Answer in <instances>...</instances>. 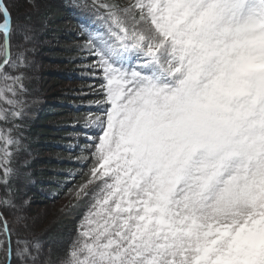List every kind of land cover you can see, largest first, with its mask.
Wrapping results in <instances>:
<instances>
[{"label": "snow or ice", "instance_id": "snow-or-ice-1", "mask_svg": "<svg viewBox=\"0 0 264 264\" xmlns=\"http://www.w3.org/2000/svg\"><path fill=\"white\" fill-rule=\"evenodd\" d=\"M92 6L103 12L87 43L104 101L90 178L65 207L92 203L61 264H264V0ZM31 32L30 16L14 19L0 0V102L12 108L0 107V122L23 115L24 76L12 73L27 65ZM19 148L0 128L9 193ZM3 208H16L11 195ZM0 253L41 264L42 246L0 211Z\"/></svg>", "mask_w": 264, "mask_h": 264}, {"label": "rangeland", "instance_id": "rangeland-1", "mask_svg": "<svg viewBox=\"0 0 264 264\" xmlns=\"http://www.w3.org/2000/svg\"><path fill=\"white\" fill-rule=\"evenodd\" d=\"M34 7L27 65L14 74L24 76L25 90L16 97L23 115L15 118L22 132L10 165L15 188L11 197L26 218L29 234L48 244L45 264H61L92 203L86 198L72 210L65 207L75 203L72 193L90 178L94 148L90 141L99 135L93 121L101 114L104 80L87 42L89 31L103 29L104 22L103 15L84 0H36ZM46 31L48 37L38 41L36 37ZM137 65L143 66V58L133 60ZM43 112L56 114L60 131L38 133L32 139L26 132L33 123L44 122ZM43 135L48 144L42 146ZM40 178L43 187L37 189ZM0 262L5 263L1 253Z\"/></svg>", "mask_w": 264, "mask_h": 264}, {"label": "trees", "instance_id": "trees-1", "mask_svg": "<svg viewBox=\"0 0 264 264\" xmlns=\"http://www.w3.org/2000/svg\"><path fill=\"white\" fill-rule=\"evenodd\" d=\"M36 0H33L32 3H27L26 0H9V7L10 10L12 12V16L14 19H19L20 22H24L25 21V17L26 16H30V24L31 27L33 25L34 22V14H35V7H34V3ZM85 2H87L88 4H90L92 6V0H84ZM98 2H103V0H98ZM121 3H125L126 0H120ZM93 7V6H92ZM95 10H97L95 7H93ZM99 13H101L103 15L102 11H98ZM49 35V31H46L44 34H42L39 37H36L38 41H41L43 39H45L46 37H48ZM19 39V37H14L13 38V43L15 44L16 41ZM27 46V45H26ZM42 47H45L46 45H41ZM43 51V50H42ZM40 54L37 53L38 58L40 59L41 57L39 56ZM13 75L16 74V71L14 70ZM51 73L47 72L45 75H49ZM0 107L8 109L9 111L12 110V108L5 104L0 102ZM56 114H51V113H47V112H43L42 113V119L41 121L44 122H36L33 123L32 125H30V129L28 130V132H26V134H28L32 139H36V136L38 135V133L41 134H45V133H55V132H59L60 131V126L57 125V120L55 118ZM50 120V121H49ZM49 121V122H46ZM0 128H5V129H12L13 130V134L18 138V135L22 132V130L19 128L18 126V120H16L15 118H11L7 123L5 122H0ZM57 129V131H56ZM57 132V133H58ZM44 136V137H43ZM43 139L41 142V145H45L48 144L46 139L47 135H43ZM33 144V143H31ZM30 147H32V145H30ZM37 172V171H35ZM38 180V178H37ZM11 181V179H10ZM42 180L40 178V182L39 185L37 187V189L42 186ZM11 188H12V192L9 193L5 190V188L0 185V194L3 197H7L9 195H13L15 192V188L13 186V183L11 181ZM0 211H3L5 217L8 219V221L10 222V224L12 225L13 229L19 231L21 233L22 236L29 238L32 241H35L33 236H31L29 234V232L27 231V229L25 230L24 228L20 227L19 224L17 223V216H20V211L14 209H9V208H3L0 209ZM40 242L41 246H42V256H41V264H45L48 261V244H46L45 241H38ZM2 257L4 260V264H7V261L4 258L3 253ZM17 264H19V261H17Z\"/></svg>", "mask_w": 264, "mask_h": 264}]
</instances>
